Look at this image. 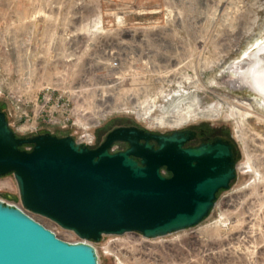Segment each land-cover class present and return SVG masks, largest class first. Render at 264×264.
<instances>
[{
    "label": "rangeland",
    "instance_id": "rangeland-1",
    "mask_svg": "<svg viewBox=\"0 0 264 264\" xmlns=\"http://www.w3.org/2000/svg\"><path fill=\"white\" fill-rule=\"evenodd\" d=\"M262 35L264 0H0V111L11 126L17 94L33 99L51 87L90 115L108 107L102 113L109 119L130 118L162 132L211 122L234 137L236 178L200 224L146 242L135 233L104 236L93 243L98 264H264V108L232 73ZM113 58L117 69L110 68ZM234 101L251 105L259 130L233 116ZM143 103L153 117L176 116L186 105L217 117L155 126L138 115ZM0 183L8 201L22 207L12 175ZM30 214L59 238L80 241Z\"/></svg>",
    "mask_w": 264,
    "mask_h": 264
},
{
    "label": "water",
    "instance_id": "water-1",
    "mask_svg": "<svg viewBox=\"0 0 264 264\" xmlns=\"http://www.w3.org/2000/svg\"><path fill=\"white\" fill-rule=\"evenodd\" d=\"M185 140L115 128L88 148L70 135L16 136L0 111V177L12 175L22 205L0 201V264H98L93 243L104 236L157 239L200 224L236 178V148H180ZM119 141L129 148L111 152ZM30 213L80 241L59 238Z\"/></svg>",
    "mask_w": 264,
    "mask_h": 264
},
{
    "label": "built area",
    "instance_id": "built-area-1",
    "mask_svg": "<svg viewBox=\"0 0 264 264\" xmlns=\"http://www.w3.org/2000/svg\"><path fill=\"white\" fill-rule=\"evenodd\" d=\"M118 66V61L113 58L110 62V68L117 69ZM80 92L81 91L78 89L75 90V93ZM17 103V126L14 127L8 124L9 128L16 136H18V134L21 135L19 137L43 133L54 134L53 129H67L70 130L68 135H70L77 144L88 148H93L95 146L96 130L112 116L108 112L105 115L102 114L104 110L109 111L108 107L99 108L92 115L87 113L86 108L82 105L72 107L68 99H65L60 93L55 94V89L51 87H43L33 99L25 93H19L17 94ZM136 116L135 119L137 120ZM24 148L23 150L25 151L31 150L30 146H25ZM114 151H116V148H111V152ZM235 169L236 171L238 170L237 166H235ZM8 199L11 200V198L6 195V187L0 183V201L4 204L20 207L15 204L14 200H12L13 202H9ZM139 235L140 242L153 240L147 239L141 234ZM110 237L116 239L118 236ZM112 244L114 243L109 241L108 245Z\"/></svg>",
    "mask_w": 264,
    "mask_h": 264
},
{
    "label": "bare ground",
    "instance_id": "bare-ground-1",
    "mask_svg": "<svg viewBox=\"0 0 264 264\" xmlns=\"http://www.w3.org/2000/svg\"><path fill=\"white\" fill-rule=\"evenodd\" d=\"M240 65L241 68H237L238 65H236L235 69L232 70L235 84L245 88L249 93L254 94L257 99L256 103L261 106L263 105L264 108V35L255 38L254 41L246 47L242 52V63ZM232 104L231 111L233 116L237 117L242 115L246 123L252 122L255 128L254 130H259L256 128V122L252 119L249 112L251 105L236 101ZM136 109L138 110V115L147 120L150 124L173 128L186 125L190 120L197 117L212 116L209 113L198 112L195 105H186L176 116L153 117L152 107L146 103L138 104ZM261 127L259 131L264 134V125H261ZM246 169L251 171L249 165L246 166Z\"/></svg>",
    "mask_w": 264,
    "mask_h": 264
},
{
    "label": "flooded vegetation",
    "instance_id": "flooded-vegetation-1",
    "mask_svg": "<svg viewBox=\"0 0 264 264\" xmlns=\"http://www.w3.org/2000/svg\"><path fill=\"white\" fill-rule=\"evenodd\" d=\"M204 113L212 114V116L198 117L195 119L217 117V114H215L212 110ZM115 128H137L138 130H143L144 132H149L150 134H156V135H170L176 131L183 132L186 140L180 146V148H208L211 147L216 142H219L226 146L233 145L234 148H237L234 137L229 131V129L227 127L216 125L211 122L202 121L199 123L191 124L182 129L162 132L144 127L141 124L137 123L136 121L131 120L130 118H114V119L106 120L103 123V125L100 126L95 132L96 143L93 148H96L100 144L105 134H107L109 131ZM138 142L139 144H144V141L142 139H140ZM148 144L152 145L153 142L149 140ZM110 148H116V151L114 152L125 151L127 148H129V144L127 142L119 141L111 145ZM154 148H156V146H154ZM237 155L238 152L236 149L235 164H236ZM166 176L168 177L169 174H167ZM218 194L219 193L216 194V199Z\"/></svg>",
    "mask_w": 264,
    "mask_h": 264
},
{
    "label": "trees",
    "instance_id": "trees-1",
    "mask_svg": "<svg viewBox=\"0 0 264 264\" xmlns=\"http://www.w3.org/2000/svg\"><path fill=\"white\" fill-rule=\"evenodd\" d=\"M25 146L21 147V149H23Z\"/></svg>",
    "mask_w": 264,
    "mask_h": 264
}]
</instances>
